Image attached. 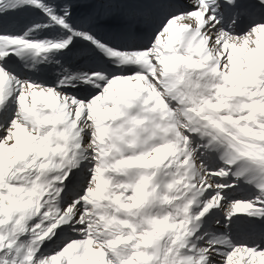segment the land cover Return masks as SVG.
Returning <instances> with one entry per match:
<instances>
[{
	"label": "snow or ice",
	"instance_id": "obj_1",
	"mask_svg": "<svg viewBox=\"0 0 264 264\" xmlns=\"http://www.w3.org/2000/svg\"><path fill=\"white\" fill-rule=\"evenodd\" d=\"M0 264H264V0H0Z\"/></svg>",
	"mask_w": 264,
	"mask_h": 264
}]
</instances>
